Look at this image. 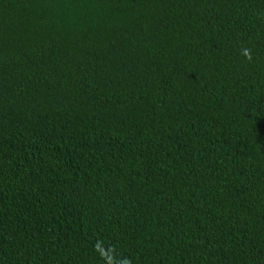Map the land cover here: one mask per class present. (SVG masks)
<instances>
[{
  "label": "trees",
  "instance_id": "1",
  "mask_svg": "<svg viewBox=\"0 0 264 264\" xmlns=\"http://www.w3.org/2000/svg\"><path fill=\"white\" fill-rule=\"evenodd\" d=\"M0 264H264V0H0Z\"/></svg>",
  "mask_w": 264,
  "mask_h": 264
}]
</instances>
